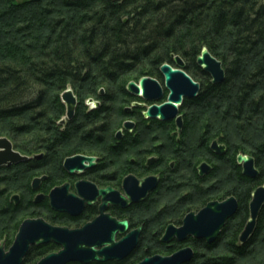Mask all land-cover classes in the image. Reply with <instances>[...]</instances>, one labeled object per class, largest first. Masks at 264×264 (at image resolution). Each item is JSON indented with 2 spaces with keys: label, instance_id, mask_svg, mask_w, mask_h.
Masks as SVG:
<instances>
[{
  "label": "trees",
  "instance_id": "obj_1",
  "mask_svg": "<svg viewBox=\"0 0 264 264\" xmlns=\"http://www.w3.org/2000/svg\"><path fill=\"white\" fill-rule=\"evenodd\" d=\"M205 48L223 64L222 83H213L198 64ZM177 56L201 90L185 100L183 132L172 136L173 122L148 125L143 108L128 110L138 100L128 85L158 78L161 66L176 65ZM69 89L78 99L72 120L62 99ZM112 117L120 118L117 127ZM131 118L137 135L126 130L118 140ZM0 137L32 158L0 168V243L7 248L22 222L38 214L31 210L36 174L54 173L58 182L65 159L78 154L145 174L143 157L159 141L152 152L158 160L147 169L167 178L136 214L146 224L154 220L149 254L173 251L157 241L167 225H181L189 212L234 196L238 212L216 242L186 241L195 249L188 264H264V208L254 235L240 242L253 193L264 185V0H0ZM215 140L225 145L224 155L211 150ZM241 153L255 159L257 178L243 174ZM203 161L212 166L205 176L199 173ZM15 195L19 204L12 202ZM44 252L34 248L24 264Z\"/></svg>",
  "mask_w": 264,
  "mask_h": 264
},
{
  "label": "water",
  "instance_id": "obj_2",
  "mask_svg": "<svg viewBox=\"0 0 264 264\" xmlns=\"http://www.w3.org/2000/svg\"><path fill=\"white\" fill-rule=\"evenodd\" d=\"M198 64L208 72L215 84L222 83L225 80L226 72L222 62L211 54L205 48L198 57ZM176 66L171 64H163L160 68L165 77V86L169 91L168 100L163 104L157 103L161 100L164 90L161 84L153 77H142L138 82L132 81L128 85V91L132 94L141 96L142 98L155 102L145 112V117L149 119H159L161 121L176 120L179 132L183 129V118L179 115V106L183 104L184 99H193L197 97L201 90V84L195 81L185 70V62L182 57L175 58ZM103 92V90H102ZM62 99L67 105V120H72L76 114L78 100L72 89L66 90L62 94ZM128 110H131L128 108ZM66 119L62 123L66 122ZM134 126L133 122L127 121L124 129L130 130ZM123 132L119 131L117 138L122 136ZM211 149L219 155L226 153L225 145L215 140ZM42 155L36 156L37 158ZM32 158L23 155L14 148L12 141L7 137H0V168L4 166H12L14 164L30 161ZM97 158L87 155H75L69 157L64 162V167L71 173L76 170L87 169L93 167ZM153 159L152 161H154ZM237 161L242 166L243 174L250 178H257L259 170L256 167L255 159L250 155L239 154ZM151 163V161H150ZM212 166L206 162L199 166L201 176L209 174ZM41 179L33 182V188L36 189ZM84 182L77 184L79 195L85 196ZM159 185V177L152 176L142 180H138L134 176H128L124 181V189L129 197L117 194L112 188L98 191L99 195L104 196V204L101 208L103 212L109 202L128 206L130 203L139 202L147 197V195L155 190ZM51 205L53 209L60 212H68L72 215H79L85 206V201L77 195L69 193V186L57 188L50 195ZM87 203L91 204V197H86ZM38 199H36L37 201ZM20 197L15 195L12 202L18 204ZM264 208V185L259 186L253 193L250 203V219L240 236L242 244L247 243L254 235L257 228L258 219ZM239 209V202L236 197L231 196L222 201L209 202L198 212L189 213L183 220L181 226L169 225L162 238L163 242H171L173 239L185 241L189 237L205 240L208 244H213L219 238L223 228L230 218L235 216ZM110 220L109 215H103L93 224L80 230H69L68 228L54 227L47 223L44 219H26L16 235L14 243L6 250L4 242L0 243V264H24V260L28 255L32 245L49 243L51 241L63 245L64 250L59 253L51 254L44 258L38 264H67L71 261L90 262L92 260L106 261L111 258L123 259L130 254L138 241V232H135L121 241L116 242V229L126 231L129 227L127 220L117 222L113 220V227L109 235L103 232L99 238L87 240L85 231L89 227L98 226L100 220ZM107 228L102 231H106ZM93 230V229H92ZM95 246L102 247L97 250ZM100 256L104 257L103 259ZM194 257V250L187 247L174 253L171 256L164 257L156 255L146 258L139 264H187Z\"/></svg>",
  "mask_w": 264,
  "mask_h": 264
},
{
  "label": "flooded vegetation",
  "instance_id": "obj_3",
  "mask_svg": "<svg viewBox=\"0 0 264 264\" xmlns=\"http://www.w3.org/2000/svg\"><path fill=\"white\" fill-rule=\"evenodd\" d=\"M173 66H176V65H173ZM155 79L161 84V86L164 90V94H163L161 100L158 101L157 103L163 104L164 102H166L168 100L169 91L166 89L165 77H164L163 73L161 72V70H160L159 77L155 78ZM133 95L136 96L138 100L133 101V103L131 105L132 106L131 109L135 110L134 107L143 108V114L145 116L146 110L151 105H153L155 102L146 100V99L142 98L141 96H138L135 94H133ZM185 100L186 99H184L183 104H184ZM183 104L179 106V115L178 116H182L183 128H184V116H183V113H181V108L183 107ZM145 119L147 120L148 125H150L151 122L155 121V120H158L162 123L173 122L176 126V129L174 131H172V133H171L172 136H174L175 133H177L178 135H181V133L183 132V129H182L181 133L179 132V127H178L177 121L175 119L170 120V121H161L159 119H149L146 117H145ZM127 121H131L134 124L133 128L130 130H127V131L132 133L134 136L137 135V123H138L137 120L133 119V120H127ZM127 121H125V123ZM120 131H122L123 134L120 138H117L118 140L123 139L124 136L126 135V129H123ZM160 145H162V144L158 141L156 144H154L153 148H150L146 151L148 154L150 153V158H148L146 160V167L147 168H150V166H152L158 160V157L153 156L152 152H153L154 147H158ZM41 155H42V157L37 158V160H41L44 157L43 154H41ZM78 155H80V154H78ZM82 155H84V154H82ZM87 156H89V155H87ZM94 157H96V156H94ZM96 158H97V160H96V163L93 167H90L87 169H82V170H76L75 173H73V174H71L63 165V170H64L63 172L65 174V175L63 174L64 175V179L62 178L63 181L60 180L58 182H55L54 179L56 177V174H54V173H52V174L43 173L40 176L35 177L33 182L36 179H41L40 183L38 184V187L36 189L33 188L36 191L33 201H34L35 206H37L39 210L37 212L38 213L37 216L32 217V218H27V219L42 218L47 223H49L50 225H52L54 227L68 228L69 230H80V229H84V228L88 227L89 225L93 224L97 219L101 218L103 215H109L111 217L110 220L104 219V220L98 221V226L97 225L95 226L98 228L89 227L85 230L87 232V234H85V237L87 238V240H91L93 238H99L103 232H106L107 235H109L110 230L113 227V223H114L113 220H116L117 222H122V221L127 220L129 222V227L126 229V231L122 232L121 229H116V235H115L116 242H119L123 238H126L127 236H129L135 232H138V230H140L139 234H138V241H137L136 246L132 249L133 251L130 254H128L126 257H124L123 259H118L116 257V258H111V259L106 260V261H98V260H92L90 262L71 261L67 264H139L142 261H144L146 258H151V257H154L156 255L168 257V256H171L174 253H176L180 250H183L187 247L192 248L194 250V255H195L194 247L186 243V241L189 238H193V237H189L185 241H178L177 239H173L171 242H163L162 241V238L165 235L167 227L169 225H175V224L167 225L166 228L163 230V232H161V235L158 237V240H157L161 244H163L165 246V248L173 250V251L172 252L170 251L167 254H165V253L149 254L148 250L150 249L151 246H153L154 243H152L150 241V238L148 237V235L156 236V234H157L156 230H154L153 227L151 226L152 223L154 222V220L151 222V225H150V224H146L145 222H142L141 220L136 219L138 204H141V203L149 200L150 198H153L154 194L157 193V191H158L159 185H160L161 181L163 180L164 175L167 178V174H168L167 172L164 173V171H161V172L159 171L157 173H154V172H150L151 170H148L147 168H145V174H143L141 176L130 171V173H128V174H126L120 178L121 175H119V174H121V173L118 172V169H114L111 167L99 166L100 165L99 157H96ZM153 159H155V160L152 161ZM132 160L135 163L136 158H134ZM150 161H151V163H150ZM174 165L175 164L173 162L171 164V167L174 168ZM137 167H138V163L135 164V168H137ZM131 175L134 176L135 178H137L138 180H142L144 178L152 177V176L159 177V185L155 190L151 191L145 199H143L139 202L130 203L128 206H121L119 204L109 202L107 205V208L102 212L101 208L104 204V196L99 195L98 191L105 190L107 188H112L115 191V193L113 194L114 197H116V192H117V194L119 193L120 195L125 196L126 198L129 199V197L127 196L125 189H124V181L128 176H131ZM107 176L108 177L111 176L112 178L110 180L106 181ZM80 182H84V184H82V187L84 188L86 197L92 198V200H90L91 204L87 203V199L85 196L81 197L79 195L78 190H77V184ZM65 185L69 186V193L70 194L77 195L78 197L82 198L85 201L84 209L79 215H72L68 212L57 211V210L53 209V207L51 205L50 195H51L52 191L57 189V188L64 187ZM32 187H33V183H32ZM36 199H38V200L36 201ZM20 201H21V198H20ZM191 212H193V211H191ZM191 212H189V213H191ZM181 225H175V226H181ZM105 228H107L106 231H102ZM193 239L194 240H200V239H196V238H193ZM5 248H6V250H9V248H7L6 245H5ZM34 248L44 250L45 251L44 253H46V254L39 257V259L33 264H38L40 261H42L44 258L48 257L49 255L56 254V253H59L61 250H64L63 245L57 244L54 241H51L49 243L39 244V245H32L30 248V251L33 250ZM95 248L97 250H101L103 248V246L102 247L95 246ZM30 251H29V253H30ZM100 258L103 259L104 257L100 256ZM24 262H25V260H24Z\"/></svg>",
  "mask_w": 264,
  "mask_h": 264
},
{
  "label": "rangeland",
  "instance_id": "obj_4",
  "mask_svg": "<svg viewBox=\"0 0 264 264\" xmlns=\"http://www.w3.org/2000/svg\"><path fill=\"white\" fill-rule=\"evenodd\" d=\"M88 105H89V108L91 109V108L94 106V103L91 102V101H88ZM131 107H132V106H130V109H131ZM131 110H132V109H131ZM115 117H116V116H115ZM115 117H112V119H111V121H112V123H113V125H114L113 127H117V125L119 124V121H120V120H119L120 118H119V119H118V118L116 119ZM130 120H133V118H131ZM124 123H125V122H124ZM123 129H124V124H123V128H122L121 130H123ZM119 131H120V130H119ZM119 131H118V132H119ZM189 131L192 132L193 129H192V130L189 129ZM117 134H118V133H117ZM143 136H144V135H143ZM7 138H8V137H7ZM156 142H157V141H154V143H156ZM144 145H146V144H144ZM211 145H212V144H211ZM142 146H143V145H142ZM211 150H212V149H211ZM88 154H89V153H88ZM148 155H149V156H148ZM148 155L144 156L143 159L146 158V160H147L148 158H150V154H148ZM153 156H154V155H153ZM125 158L127 159V157H125ZM134 158H136L135 155H130V157H129L128 159H134ZM137 158L139 159L138 156H137ZM123 161H124V160H123ZM126 162H127V161H126ZM204 162H205V161H203L202 163H204ZM202 163H201V164H202ZM206 163H207V162H206ZM213 163H214V162H213ZM112 168H114V169H118V167H116V166H114V167H112ZM137 168H138V167H137ZM129 171H133V172L135 171L134 173H136V174L139 175V176H141V175L144 174V173L141 174V172L138 171V170H130V168H128V167H124V168H122V170H118V172L121 173V174H119V175H121L120 178H121L123 175H125L127 172H129ZM41 174H42V173H41ZM41 174H36L35 176L37 177V176H40ZM62 181H63V180H62ZM218 201H220V200H218ZM31 210H32V211H35V212L37 213L39 209H38L37 206L34 205V207H32ZM29 211H30V209H29ZM193 212H198V211H193Z\"/></svg>",
  "mask_w": 264,
  "mask_h": 264
},
{
  "label": "bare ground",
  "instance_id": "obj_5",
  "mask_svg": "<svg viewBox=\"0 0 264 264\" xmlns=\"http://www.w3.org/2000/svg\"><path fill=\"white\" fill-rule=\"evenodd\" d=\"M78 100V99H77Z\"/></svg>",
  "mask_w": 264,
  "mask_h": 264
}]
</instances>
